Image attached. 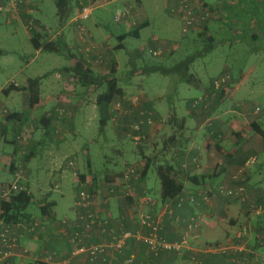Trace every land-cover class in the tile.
I'll list each match as a JSON object with an SVG mask.
<instances>
[{"label": "crops", "instance_id": "1", "mask_svg": "<svg viewBox=\"0 0 264 264\" xmlns=\"http://www.w3.org/2000/svg\"><path fill=\"white\" fill-rule=\"evenodd\" d=\"M4 1L6 0H0V4ZM75 1L71 0V3H66L62 12L58 7L56 10H51L44 0H29L28 5L20 6L17 11L0 13L5 17L7 24V26L0 25V34L16 36L18 25L25 29L26 10L30 7L33 9V14L35 13L38 25L47 28L44 29L49 33L50 39H60L71 51H75L76 48L80 49L84 43L77 39L76 26L72 20ZM198 1L207 8L220 11L227 7V2H233L234 5L242 6L243 13L248 9V4H259L264 0ZM86 2H92L94 9L100 8L106 3H114L117 7L123 3H130L134 7L136 4L137 6L135 7L139 13L136 17L137 27L127 19L120 23L114 22V26L109 28L107 24L98 20V16H94V12L85 21V26L93 35L96 51L106 59L110 58L108 55H114L117 49L124 48V40L128 36L140 37L141 29L150 23L149 14L144 9L142 0H86ZM152 2L155 3L156 10H159L157 0ZM163 5L164 7L167 5L166 0H163ZM220 13L215 15L217 17L214 21L209 22L208 31L213 40L219 31L214 28L223 26L224 18ZM135 28H139L137 36L133 35ZM25 32L30 39V33L26 29ZM249 33L250 35L252 33L251 36L257 39L262 30L261 32L255 29L249 30ZM121 35L126 37H119ZM152 36L154 35L147 38L148 43ZM112 38L117 40L116 44L112 43ZM191 40L193 39L191 38ZM172 46L175 44L170 45V47ZM161 47L168 50L167 45L163 44ZM12 50L14 52L11 51V53L19 56L15 49ZM37 51H41V49H37ZM9 52V50L6 51V54ZM73 59L74 57L70 58L68 65L53 69L55 74L53 79L47 80V82H42L41 79L40 100L32 109L29 106L28 91L18 89L26 84L27 79L20 81L17 79V71L6 72L3 70L5 65L0 66V77L3 80L0 83V183L11 181L15 165L22 162L25 166V180L30 191V182L34 176L40 172H45L47 176L55 174L62 176L64 175L63 168L58 162L60 158L76 154L78 150L87 151L86 147L75 144L76 138L80 135L76 124L80 121L93 123L99 118V109L96 103L97 96H90L92 106L87 105V96L90 95L93 84L85 87L67 77L68 75L60 73L65 67L74 63ZM39 76L44 77V74ZM65 78H69L70 81ZM212 80L213 78L208 86L201 84L200 91H207ZM94 91L95 89H93ZM122 91L124 97H130L131 93L128 94L123 89ZM20 93L24 96L22 100ZM160 99L161 96L153 97V99L143 98V106L149 108L154 117L160 116L158 107H162V105L156 104ZM192 99L187 101L188 107H186L185 114L179 117L183 126L171 131L162 130L158 135L154 129L147 130L150 134L149 141L155 139L156 136L161 139L162 145L157 152H150L152 150L150 142L136 150L139 155L138 161L144 156L157 157L158 155L163 160V164L172 165L173 178L183 185L180 195L195 197L194 202L189 203L187 200L182 207H174L175 214L180 218L179 221H174L167 215L163 216V202H158L156 206L147 209L154 215H160L163 227L161 234L165 238L179 241L182 237H186L187 245L180 254L164 252L155 258L148 254L147 248L143 244L132 240L129 242L126 253L135 254L138 259L147 264H194L195 261H198V264H264V226L262 225L264 224V188L259 186L264 182V172L257 165L256 159V154L263 150V142L262 138L258 137L259 135L250 126L254 121L259 123L257 114L248 112L244 105L239 104L240 108H237L236 111L229 110L221 114L217 112L214 127L209 129L204 125V116L207 114L189 113ZM233 106L235 107V104ZM57 107L71 110L74 116L71 118L59 117L56 112ZM35 110L40 114L36 115ZM180 111L181 107H178L177 110L173 109L166 114L178 118ZM9 114L12 116L10 117ZM189 120L192 122L189 123ZM45 122H48V127L45 126ZM111 124L113 136L122 147L124 138L126 139L123 127L120 123L113 121ZM19 133H24L26 140L19 141L16 138ZM215 133L218 134L215 135ZM172 135L175 138L173 137L165 147L164 141ZM72 149L77 151L65 153ZM164 153H167L165 157H163ZM253 157H255V161L247 165L246 162ZM183 164L187 165L186 168L182 167ZM86 178L88 181L91 180L89 176ZM145 180L146 178L140 181V184L136 183L135 196L127 200L131 205L127 206L126 200L116 198L104 204L98 198V209H100L101 215L110 217L116 226L123 221L127 229L137 230L138 215L132 210L134 207L132 203L139 207L141 198L148 196V192L145 190ZM38 183V186L41 185L40 182ZM75 184L77 183L75 182ZM218 186L232 189L242 187L245 190V200L220 195L217 193ZM44 191L45 196L39 199V204L50 205L47 209L48 213L26 212L27 217H25V220L40 219L44 228L39 230L36 235L24 234L20 238L18 252L10 258V262L31 263L36 255L41 256L44 251L52 252L57 258L69 255L71 250L69 236L64 231L61 222L64 219H74L76 211L74 218L58 219L54 210L58 201L55 198H50L49 189L44 188ZM75 194L76 190L74 200ZM102 194L97 190L99 197ZM191 216H199L200 225L187 231L185 221ZM244 227L247 228V234L243 232ZM253 235H255L256 241L252 240ZM25 251L27 253H24ZM70 264H90V262L79 257Z\"/></svg>", "mask_w": 264, "mask_h": 264}, {"label": "rangeland", "instance_id": "2", "mask_svg": "<svg viewBox=\"0 0 264 264\" xmlns=\"http://www.w3.org/2000/svg\"><path fill=\"white\" fill-rule=\"evenodd\" d=\"M142 1L144 9L149 14L150 23L141 29L140 37L128 36L124 40V48L117 49L114 55H108L110 58L107 57L106 59L105 56H100L98 63L93 61L88 64L89 67L93 68L101 76L100 80L103 82L92 86L90 95L87 96V105L92 106L90 104L92 101L90 96L95 97L99 91L102 92L106 89L103 76L108 74L110 66L115 62L118 86L125 90L126 93H131L129 94L130 97H139L143 100L142 98L153 99V97L161 96V99L156 102V104L160 103L162 105V107H158L160 116L154 117V125L150 128V130H156L158 135L162 130L171 131L180 128L181 120L179 117L185 114L186 107H188L187 101L190 98L199 96L202 92L193 85L181 82L179 77L175 75L161 73L138 75L134 74L133 71H142L141 67L146 63L159 64V62H163L165 66L170 67L174 62L189 54L191 49L189 48V51L187 49L189 43H191L190 39L192 36L190 35L198 33L197 31L192 32L188 34L190 38L184 37L181 32V22L179 19L169 15L167 6L164 7L163 5V0H157L159 10H156L155 3L153 4L152 2L153 0ZM44 3H47L51 10L57 9L56 0H44ZM232 3L227 2V10L220 11L208 8L213 12L211 21H214L215 17H217L215 15L221 12L220 14L224 18L222 22L223 26L214 28V30L219 29V31L217 30L212 50L205 51L204 49H207L206 42L199 40L200 38L197 40L196 46L202 48L205 54L195 60L191 66V72L205 86H208L212 78L214 79L226 72L230 73L232 78L228 85V93L232 90L233 92L231 95L229 94L230 96L223 101L215 112H220L221 114L229 110L236 111L238 110L237 108H240L239 104L244 105L245 110L257 114V119L264 130V34H262L264 33V1H260L259 4H248V9L243 13L241 10L242 6ZM115 5L114 3H106L93 11L94 16H98V20L103 24H107L109 28L114 26L113 14L117 7ZM135 7H137L136 4ZM0 25L7 26L5 17L2 15H0ZM205 27H209V23ZM248 29L251 31L255 29L260 32L262 30V33L260 36L258 35L257 39H254ZM151 35H154L152 37L157 39L155 44H158V46L163 44L167 46L175 44V46L164 51L157 58L142 53L141 45H144L146 42L148 43L147 38ZM111 41L113 44L117 43L115 38H112ZM12 49H15V52L19 53V56L11 53V51L14 52ZM8 50L10 52L6 54ZM76 50L73 52L81 56L82 53L78 51V48ZM134 54L136 58L132 57ZM96 57V54H92L91 56L92 59ZM166 58L168 59L167 61L165 60ZM69 60L70 58L66 52L37 51L21 25H18L16 36L0 34V66L5 65L3 70L6 72L17 71V79L20 81L44 74L42 82H47V80L55 77L53 69L68 65L70 63ZM72 62H75V58ZM60 73L68 74L63 70ZM2 82L3 80L0 77V83ZM93 89H95L94 92ZM23 97V94L20 93L21 100ZM234 104L235 107L233 106ZM178 107H181L178 118L166 114L173 111V109L177 110ZM34 112L36 115L40 114L37 110ZM161 113L163 114L161 115ZM111 121L113 120L108 121L103 128L99 126V119H96L91 124L82 121L76 124L80 135L76 138L75 144L87 149V151L78 150L75 154L79 168L82 169L79 170L80 176H89L92 182L91 188L96 190H99L103 179L107 181V179L116 177L122 172L124 164L133 162L139 158L137 149L127 136L126 139L124 138L122 147H120L121 145L115 139V136H113ZM113 122L120 123L123 129L128 131L129 126L124 119ZM191 122L192 120H189V123ZM149 142L151 143L150 148H152L151 153L157 152L162 145L159 136H156L155 139ZM73 151L77 150H67L65 153L68 154ZM166 155L167 153H164L163 157ZM152 158H154V162L147 173L145 190L148 192L149 197L161 203V186L157 168L158 165L164 162L158 155ZM63 159L60 158L58 162L61 163ZM195 159L197 158L195 157ZM252 159L255 160V157ZM256 159L257 165L264 172L263 150L256 154ZM141 161L144 160L141 158ZM63 173L64 175L62 176L56 174L47 176L45 172H40V174L34 176L30 182L33 200L28 206L27 212L36 211L37 214L41 213L39 199L45 196L44 188H47L51 192L50 198H55L58 201V205L54 207L58 219L63 220L65 217L74 218L76 208L73 201L78 185L75 184L72 171L69 168L64 167ZM38 182L41 185L38 186ZM56 183L59 184L58 188L55 187ZM259 186L264 188V182ZM143 189L144 187L141 188V192ZM124 200H126L125 204L127 206L131 205V203H128V199ZM132 205H134L132 210L138 215V205L134 203ZM262 225L264 226V224ZM252 240L256 241L255 235L252 236Z\"/></svg>", "mask_w": 264, "mask_h": 264}, {"label": "built area", "instance_id": "3", "mask_svg": "<svg viewBox=\"0 0 264 264\" xmlns=\"http://www.w3.org/2000/svg\"><path fill=\"white\" fill-rule=\"evenodd\" d=\"M167 11L169 15L179 19L181 22V32L183 36H187L192 31H198L206 26L211 21L213 12L201 4L198 0H166ZM29 4V0H6L0 4V13H12L17 11L20 6ZM94 10L92 2H80V6L73 14V22L77 30V39L83 42L84 45L80 51L82 60L86 64L93 61L98 63L101 56L96 51L94 45L93 35L85 26L84 22L91 16ZM27 16L25 20V29L30 33H43L46 30L38 25L37 19L33 14V9L26 10ZM139 13L135 7L130 3H123L115 8L113 14L114 22L120 23L124 20H129L131 24L137 27L136 17ZM157 39L152 37L150 42L141 46V52L151 57L157 58L166 51L161 45L155 44ZM166 45V44H165ZM168 49L171 48L167 46ZM92 54H96V58L92 59ZM74 79L73 77H70ZM232 76L230 73H223L222 75L214 78L211 81V89L201 93L195 97L189 107V113H203L204 125L208 128L211 127L213 118L208 115L216 105V102L222 95H228L229 83ZM67 80L70 81L69 78ZM75 80V79H74ZM15 83V82H13ZM17 84V83H15ZM129 102L134 106L139 103V97H129ZM122 108L121 101L113 103V111ZM59 117H71V110L65 107H57ZM144 115V113H140ZM120 117L118 115L112 116V120L118 122ZM151 124V119L147 120ZM143 120L131 124L132 133L129 132V137L133 140L135 145H139L146 140L145 134L141 133V125ZM16 138L19 141L26 140L24 133L17 134ZM197 160V159H196ZM254 159L248 160L246 164L254 162ZM62 168L66 167L72 171L74 181L78 187L75 194L74 206L76 208V217L74 219H64L61 224L64 231L68 234L69 244L71 250L69 255L64 258H57L55 254L50 251H44L41 256L36 255L31 263L24 264H70L75 258H84L90 263L101 261L108 264H147L136 257L135 254L126 255V250L129 242L134 240L143 244L148 253L159 256L164 252H171L180 254L187 245V238L182 237L179 241H171L165 238L161 231L163 229L160 215H154L147 209L154 207L158 204V200L149 196L141 198V205L138 208V229L135 231L129 230L125 227L122 221L116 226L112 223L111 218L108 216L103 217L100 209H98V201L100 198L104 204H107L111 199H129L135 196L134 190L136 183L141 177L144 163L141 161H133L125 166L120 175L104 181H101L99 186V193H103L101 197L97 195V190L91 188V180H82L80 176L79 165L75 154H69L64 157L61 162ZM186 168V164L182 165ZM13 179L9 182L0 183V264H19L10 262V258L14 256L20 248V238L26 234L31 233L36 235L39 230L44 228L40 219L31 218L29 220H16L5 222L2 217L1 204L5 200H9L12 195L21 190H28L26 183L25 166L22 162L15 165L12 172ZM58 188L59 184H55ZM217 193L227 197L239 198L245 200V190L242 187L232 189L226 186H218ZM194 202V196L178 195L173 200H168L163 203V216L167 215L174 221H179L180 218L175 214L172 205L179 208L185 202ZM187 231H191L200 225L199 216H191L185 222ZM247 228L244 227L243 232L246 233ZM24 253H27L25 251ZM120 256H124L120 260ZM195 261L194 264H198Z\"/></svg>", "mask_w": 264, "mask_h": 264}, {"label": "trees", "instance_id": "4", "mask_svg": "<svg viewBox=\"0 0 264 264\" xmlns=\"http://www.w3.org/2000/svg\"><path fill=\"white\" fill-rule=\"evenodd\" d=\"M80 2L86 3V0H76L75 1V11L80 6ZM57 7L63 12V8L66 6V3H71V0H56ZM207 8V7H206ZM228 7H225L223 10H227ZM212 10V9H211ZM74 11V13H75ZM223 13V12H222ZM139 31V28H135L133 30V35L137 36ZM196 32V31H192ZM191 32V33H192ZM190 33V34H191ZM198 34L196 35H190L192 36V39H190L191 43L188 45V51L190 50L189 54H187L185 57L180 58L176 62H174L170 67L165 66L163 62H159V64H148L146 63L143 67H141L142 71H133L134 74H150V73H161V74H170V75H175L179 77L181 82L186 83L187 85H193L194 87L199 88L201 83L199 80L196 78L195 74L191 72V66L195 62L197 58L200 56L204 55V51H202V48H199L196 46L197 40H201L203 42H206L207 49L206 50H212L214 46L215 40L212 39V36L209 35L208 27H203L202 29H199L197 31ZM31 35V42L34 46L35 49H41L49 52H66L67 56L69 58H75V62L71 66H67L64 68L63 71L67 72L68 76H73L76 82H79L82 84V86L89 87L90 85H96L99 83H102L101 81V76L91 67L88 66V64L85 63L84 60H82V57L77 54L76 52L71 51L69 48H67L66 45L63 44V42L60 39H50V35L48 32H45V34L41 33H33ZM190 36H184L187 38H190ZM125 38L126 36H119ZM121 38V39H123ZM190 48V49H189ZM194 49V50H193ZM198 49V50H197ZM77 51V50H76ZM173 54V53H172ZM171 54V55H172ZM170 55V56H171ZM132 57H135V54L132 55ZM136 58V57H135ZM168 58V57H167ZM165 59L166 61L169 59ZM164 60V61H165ZM136 72V73H135ZM43 76H36V77H29L27 79L26 84L24 86L19 87L18 89H25L29 93V106L30 109L34 108L40 100V82ZM103 79L106 84V89L100 92L97 97H96V103L98 105V119H99V126L100 127H105L107 122L112 119V116L118 115L121 119H124V121H127L128 123V131L124 130L125 136H127L130 139V142L135 146L136 149H140L143 145L147 144L149 141V132L150 128L152 125H154V114L150 111L149 108H146L143 106L144 101L139 100V103L137 106H134L131 102H129L128 97L123 96V91L122 89L118 86V81L116 78V64L115 62L110 66V70L108 74L103 76ZM211 89V84L210 87L207 91ZM206 92V91H205ZM233 90L229 93H231ZM203 93V92H202ZM226 95L223 97L222 95L216 102V105L213 107L212 111L208 113L209 116L213 118V122L210 128L214 127L215 121H216V113L215 112L225 101L230 95ZM143 99V98H142ZM194 99V98H193ZM192 99V100H193ZM190 101V104L192 102ZM121 101L122 108L118 111L115 110L113 111V103ZM190 107V106H189ZM57 112V108H56ZM72 112V111H71ZM140 113H144V115H140ZM29 114V113H25ZM17 115V114H16ZM58 115V112H57ZM11 117L12 114H9ZM59 116V115H58ZM73 116V112H72ZM71 116V117H72ZM69 117V118H71ZM205 118V116H204ZM151 119L152 123L148 124L147 120ZM140 120H143V123L141 125V133L145 134L146 140L140 143L139 145H135L133 140L129 137L128 133L133 132L131 129V124L134 122H138ZM182 124V121H181ZM180 127L183 126V124ZM48 122H45V126L48 127ZM252 130L257 133L261 138L263 142V151H264V130L262 129V126L258 122H252L250 124ZM218 133H215L217 135ZM174 136L172 135L171 137L167 138L166 141H164V146L166 147L168 145V142L172 140ZM175 138V137H174ZM144 161H141L144 163V168L141 174V177L138 181H142L143 179L146 178L147 173L150 169L151 164L154 162V158L152 157H142ZM139 160V159H138ZM136 160V161H138ZM135 161V160H134ZM131 162H128L124 164V168L127 164ZM123 168V169H124ZM123 171V170H122ZM158 172V177L160 181V186H161V202L166 203L168 200H173L175 199L183 189V185L181 183H178L174 178H173V166L169 165L168 163L165 164H160L158 165L157 168ZM121 174V173H120ZM119 174V175H120ZM118 176V175H117ZM81 178L85 180V175H82ZM33 200V195L32 193L28 190H21L19 192H16L12 195V197L9 200H5L2 202L1 207H2V213L1 217L5 222H10V221H16V220H23L25 219L27 208L30 205V203ZM173 208L175 205H172ZM41 207V212L43 213H48V210L50 205H40ZM175 210V209H174ZM127 252V251H126ZM125 252V253H126ZM152 257L158 258L159 256H154L150 253H148ZM126 255H129L126 253ZM124 256H120V260H122ZM102 264H108L104 263L101 261H97ZM96 262V263H97ZM92 264V263H90ZM95 264V263H94Z\"/></svg>", "mask_w": 264, "mask_h": 264}]
</instances>
